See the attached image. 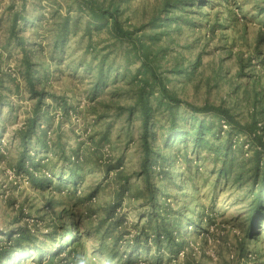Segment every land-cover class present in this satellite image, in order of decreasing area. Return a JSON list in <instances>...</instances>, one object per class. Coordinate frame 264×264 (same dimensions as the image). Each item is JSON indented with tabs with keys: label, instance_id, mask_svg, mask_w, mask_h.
I'll return each mask as SVG.
<instances>
[{
	"label": "rangeland",
	"instance_id": "374dc122",
	"mask_svg": "<svg viewBox=\"0 0 264 264\" xmlns=\"http://www.w3.org/2000/svg\"><path fill=\"white\" fill-rule=\"evenodd\" d=\"M263 3L0 0V248L23 226L44 249L5 264H57L49 233L58 237L64 222L68 234L69 206L89 264H264L263 218L249 236L239 198L252 183L264 134ZM28 72L41 79L44 98L29 86ZM150 92L159 121L154 151L166 156L169 172L163 182L152 176L155 202L142 169L145 119L137 102ZM168 105L189 127L204 124V145L167 139ZM34 115L39 130L47 129L48 148L38 140L24 148L21 131ZM27 152L41 170L32 162L29 172L16 170ZM226 159L242 168L246 183L238 171L221 173ZM40 171L52 176L45 188L32 181ZM202 203L213 221L190 226L173 247L153 241L179 209L192 216ZM137 235L149 237V248L130 246Z\"/></svg>",
	"mask_w": 264,
	"mask_h": 264
},
{
	"label": "trees",
	"instance_id": "16d2710c",
	"mask_svg": "<svg viewBox=\"0 0 264 264\" xmlns=\"http://www.w3.org/2000/svg\"><path fill=\"white\" fill-rule=\"evenodd\" d=\"M114 4L115 3H112V5ZM26 77L29 86L33 90L34 94L39 95L41 99L44 98L46 92L44 90L41 91L37 89L38 84L41 82V79L39 81H36L34 79V76L31 75L29 72L27 73ZM160 92L163 96H169L168 90L165 87L164 83H162ZM154 98H156L155 92H150L146 94L141 93L137 98V102L141 103L142 105V111L145 119V123L143 126L144 131L142 135V138L144 140V157L142 162V169L143 174L145 176L146 184L150 190V195H148V197L155 202L158 198V195L156 194L157 184L153 181L152 176L158 174L159 178L161 179V182H163L165 180V176H168L169 172L165 169L166 167L164 165L166 161V156L164 154H161V158H159V154L155 153L154 151L153 142L158 141L157 130L155 129V126L159 122L153 119L154 111L152 101L154 100ZM172 98L169 99V102L177 100L175 98V100H173ZM8 103H10V101H8ZM168 106H171V113L167 119L168 121H166V123L163 122V126H166L168 131L166 136L167 139L170 137L172 138L178 136L180 138H184V142H188V140L191 139L197 146L204 145L206 140V129L204 127V124L199 121L195 126L189 127L186 122L184 123L182 121L185 119L184 115L179 113V111H174L172 105ZM1 107L2 102L0 101V111ZM200 110L202 111L203 109L196 108V111ZM193 112L192 115L197 116V114H193ZM3 116L4 114H1V119L3 118ZM226 116L229 117L230 115L227 114ZM39 119L40 116L34 115L32 118H30L28 127L21 131L22 141L25 149L30 143L35 142L37 140L39 141V144H41L44 148H48V146L50 145L48 140L47 129H44L40 126L39 130ZM249 126L250 128L253 127V129H255L254 126L256 127V124L253 123ZM258 136L259 138L257 139V142L258 146H260L261 149H259L254 155L252 159L254 161L253 171H250V177L248 175V178L252 179V183H250L249 186L246 187L241 186L240 191L242 193H240L241 195L239 194L240 201L243 204L242 215L246 216L247 220H249V236L252 233V228L260 219L263 218L262 223L264 224V159L262 157L264 154V134ZM176 140L178 141L179 138H177ZM228 149H231V147H229ZM26 155L27 157H25ZM34 159L35 158L30 154V152H27V154L21 157L20 163L18 164V168H16V170H18L19 172H29L26 167L27 162H32V166L35 168V170H41L42 163L40 161L38 162V160L35 161ZM74 163L79 164L80 160L78 158L74 159ZM234 164V161H229L226 159L220 169L221 173H225L226 175H228L230 172L238 171L239 173H237L236 176L239 179V182L244 183V180L247 178L245 177L242 168L237 169ZM91 168L93 171L98 170V168L94 166H92ZM73 178L74 176L71 177V179ZM49 180H52V176H50V174L47 172L44 173L43 171H40L38 175L32 177V181L35 184L41 186L42 188L46 187V182H49ZM115 205L116 204L113 203L111 210H115ZM204 209L208 210V206L206 205V203H202L201 211L193 213L192 216L189 214L183 215L181 209H179V213L177 214V217L174 220L175 223H172V226L167 224V226L161 225L160 227H158L155 230L156 236L153 238V241H155L156 244L159 246H164L166 244L167 246L169 245L172 247L177 244V240H180V242L183 241L178 237H182L184 232H186V230L189 229L190 226H198L203 220L213 221V215L205 212L206 210ZM68 210L70 212L69 216L71 219L70 223L72 226L71 229L69 227L68 234H64V222H62L59 226L58 237H55V231L49 233L53 240V243L51 244L50 262L53 263L54 261L59 259L57 264H89V261H86V247L84 249L83 247H81L83 241L81 240L80 227L77 225L74 219L73 207L69 206ZM170 211L171 209L166 210V214L171 213ZM189 218L192 219L188 221ZM6 234L10 235V231L8 230ZM36 238L37 237L31 230V228H24L23 226L20 227L17 230V233H14L10 236L8 244L3 245V247L0 248V264H5L14 254H17L19 252H28L34 250L37 255H42L44 249L38 245V243L36 242ZM176 238L178 239L176 240ZM133 240V245L130 246H132L134 249L138 247V244H142L141 246L145 249L149 248L150 246V240L148 236L142 241H140L141 239L137 235L136 237H134ZM58 246L60 247L58 248ZM116 246L118 247L119 244L117 245L116 243ZM54 249H56L55 252H53ZM15 264H19L18 260H15Z\"/></svg>",
	"mask_w": 264,
	"mask_h": 264
}]
</instances>
